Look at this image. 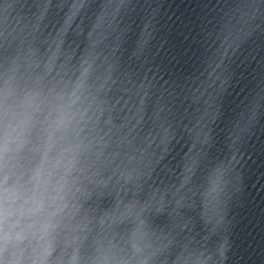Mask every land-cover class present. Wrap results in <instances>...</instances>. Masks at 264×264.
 Returning a JSON list of instances; mask_svg holds the SVG:
<instances>
[{
    "label": "clouds",
    "instance_id": "9594fccd",
    "mask_svg": "<svg viewBox=\"0 0 264 264\" xmlns=\"http://www.w3.org/2000/svg\"><path fill=\"white\" fill-rule=\"evenodd\" d=\"M88 4L62 0L63 20L47 35L51 0L29 23L3 20L5 49L10 31L22 38L0 63V264H215L208 245L224 221L236 157L205 165L211 136L196 120L174 182L149 184L176 133L163 108L146 126L143 99L118 120L104 53L115 15L105 4L85 33ZM73 33L84 37L79 56L68 48ZM184 208L197 210L200 239ZM166 213L170 227H155L153 216Z\"/></svg>",
    "mask_w": 264,
    "mask_h": 264
},
{
    "label": "water",
    "instance_id": "95a60500",
    "mask_svg": "<svg viewBox=\"0 0 264 264\" xmlns=\"http://www.w3.org/2000/svg\"><path fill=\"white\" fill-rule=\"evenodd\" d=\"M44 2L0 0V37L5 16L29 23ZM61 3L51 0L45 35L62 22L67 9L61 10ZM105 4L115 15L104 53L114 65L110 98L119 100L118 120L134 115L143 99L146 126L151 127L163 108L162 118L176 133L149 184L174 182L189 143L185 128L202 121L203 131L211 136L203 163L233 155L237 161L228 176L224 221L208 245L215 264H264V0H89L81 16L85 33ZM21 38L10 31L7 49L0 38V63ZM68 41L69 50L79 56L84 37L73 33ZM155 151L158 156L162 149ZM111 202L106 197L100 204ZM181 211L193 221L192 235L200 239L204 227L197 210ZM153 224L163 229L171 221L166 213L153 216Z\"/></svg>",
    "mask_w": 264,
    "mask_h": 264
}]
</instances>
